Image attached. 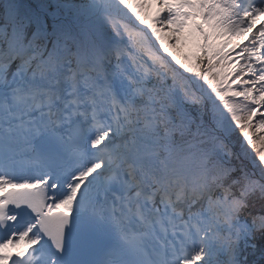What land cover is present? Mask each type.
Listing matches in <instances>:
<instances>
[{
    "label": "snow or ice",
    "instance_id": "6c2138e0",
    "mask_svg": "<svg viewBox=\"0 0 264 264\" xmlns=\"http://www.w3.org/2000/svg\"><path fill=\"white\" fill-rule=\"evenodd\" d=\"M49 7L0 4V264H250L264 0Z\"/></svg>",
    "mask_w": 264,
    "mask_h": 264
},
{
    "label": "trees",
    "instance_id": "16d2710c",
    "mask_svg": "<svg viewBox=\"0 0 264 264\" xmlns=\"http://www.w3.org/2000/svg\"><path fill=\"white\" fill-rule=\"evenodd\" d=\"M3 2L4 0H0V4H2ZM49 5L52 9H55V6H53L52 4ZM183 51L188 52L189 48L185 47ZM232 143L233 145H235L234 150L239 151L240 141L236 133H234L232 136ZM253 243L255 247L248 249L245 255L248 257L250 264H264V256L261 255V250L264 249V237L257 235Z\"/></svg>",
    "mask_w": 264,
    "mask_h": 264
},
{
    "label": "rangeland",
    "instance_id": "374dc122",
    "mask_svg": "<svg viewBox=\"0 0 264 264\" xmlns=\"http://www.w3.org/2000/svg\"><path fill=\"white\" fill-rule=\"evenodd\" d=\"M16 3L22 5L25 9H31V10H36L39 8L40 5L42 4H52L55 6L56 0H15ZM49 11H55V9H52L49 7ZM259 26V25H257ZM15 65H13V70H14Z\"/></svg>",
    "mask_w": 264,
    "mask_h": 264
},
{
    "label": "bare ground",
    "instance_id": "6f19581e",
    "mask_svg": "<svg viewBox=\"0 0 264 264\" xmlns=\"http://www.w3.org/2000/svg\"><path fill=\"white\" fill-rule=\"evenodd\" d=\"M13 252L17 251V249H12Z\"/></svg>",
    "mask_w": 264,
    "mask_h": 264
}]
</instances>
